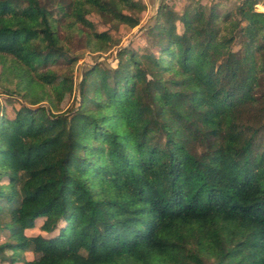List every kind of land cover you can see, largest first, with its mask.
Listing matches in <instances>:
<instances>
[{
    "label": "trees",
    "instance_id": "16d2710c",
    "mask_svg": "<svg viewBox=\"0 0 264 264\" xmlns=\"http://www.w3.org/2000/svg\"><path fill=\"white\" fill-rule=\"evenodd\" d=\"M165 1L143 29L146 47L87 67L76 104L61 110L51 64L70 78L75 38L92 53L117 44L88 15L132 28L144 2L0 0V254L10 264H264V11L259 0H187L177 14ZM38 154L59 176L41 172ZM25 206L46 234L20 248ZM117 230L131 240L106 257ZM53 245L67 257L22 255Z\"/></svg>",
    "mask_w": 264,
    "mask_h": 264
},
{
    "label": "rangeland",
    "instance_id": "374dc122",
    "mask_svg": "<svg viewBox=\"0 0 264 264\" xmlns=\"http://www.w3.org/2000/svg\"><path fill=\"white\" fill-rule=\"evenodd\" d=\"M145 4V9L140 15V21L139 24L134 27H128L125 25H114L112 23H109L107 21H104L103 19L99 18L96 14L88 15V18L93 23L94 29L96 31L105 30L112 34L113 38L116 40V45H113L107 52L105 53H92L87 50V48H84V45L81 41L78 39H74L73 45H72V52L75 53L78 57V60L76 64L74 65L72 71V77L65 78L64 74L69 71V68L67 67V64L63 62H59L57 64H51L50 68L55 71L56 75H59L56 77V81L59 82L62 85V97L59 99L57 106L61 110H65L68 107H72L76 104L78 100V93H77V84L81 78L83 70H85L87 67L92 66L99 62H104L109 66H115L117 62L116 53L121 47L125 46H131L135 49L141 50V48L146 47V35L143 32V29L152 22V19L154 15L156 14V11L160 5L161 0H141ZM206 1V0H203ZM237 0H229L227 1L225 5L227 4H233ZM264 0H259V3L256 5V9L259 11H263L260 7ZM187 2V0H166L165 3L167 4L168 8L175 11L177 14L180 13L181 8L184 6V4ZM177 15L173 14V18H176ZM178 29H180V24H178ZM181 30V29H180ZM7 97L4 93L0 92V107L7 108ZM13 98L21 101L20 97H17L15 95L12 96ZM24 102V101H23ZM41 105L46 106V102H41ZM18 104H16V107ZM1 110V109H0ZM8 110V108H7ZM39 164L38 168L41 170V172L49 177H57L59 176V168L55 164L54 160L46 155L38 154L37 155ZM29 209L28 207H24L21 210L22 218L25 222V226L22 229L21 235L18 238V242L20 244V248H23L25 243L28 241V239L32 236H35L37 234H46L44 232L45 228V220L43 218L30 220L26 216V211ZM4 240L3 235L0 233V242ZM131 240L130 237H128L126 234H124L122 231L117 230L112 233H110L108 237V245L109 250L106 254V257H111L117 253H120L124 246L129 243ZM67 250L64 248H59L55 245L51 247H41L36 246L34 252L32 251H25L22 253L23 257L25 259L31 260L33 256L38 259H44L48 256H58L61 258L67 257ZM11 256V252H3L0 254V264H10L9 258ZM100 255L98 254H84L83 260L86 262H89L91 260H99ZM14 264H22L21 261L16 262Z\"/></svg>",
    "mask_w": 264,
    "mask_h": 264
},
{
    "label": "built area",
    "instance_id": "2783aa9c",
    "mask_svg": "<svg viewBox=\"0 0 264 264\" xmlns=\"http://www.w3.org/2000/svg\"><path fill=\"white\" fill-rule=\"evenodd\" d=\"M263 2V1H262ZM263 11H264V2L262 3L261 7H260Z\"/></svg>",
    "mask_w": 264,
    "mask_h": 264
}]
</instances>
